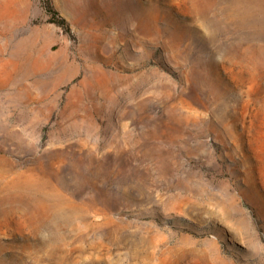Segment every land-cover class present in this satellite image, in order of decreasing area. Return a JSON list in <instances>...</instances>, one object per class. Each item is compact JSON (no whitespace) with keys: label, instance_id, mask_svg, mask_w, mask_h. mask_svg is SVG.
Here are the masks:
<instances>
[{"label":"rangeland","instance_id":"rangeland-1","mask_svg":"<svg viewBox=\"0 0 264 264\" xmlns=\"http://www.w3.org/2000/svg\"><path fill=\"white\" fill-rule=\"evenodd\" d=\"M0 264H264V0H0Z\"/></svg>","mask_w":264,"mask_h":264}]
</instances>
